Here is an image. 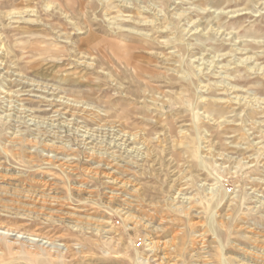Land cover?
I'll return each instance as SVG.
<instances>
[{
  "label": "rangeland",
  "instance_id": "obj_1",
  "mask_svg": "<svg viewBox=\"0 0 264 264\" xmlns=\"http://www.w3.org/2000/svg\"><path fill=\"white\" fill-rule=\"evenodd\" d=\"M261 1L0 0V264H264Z\"/></svg>",
  "mask_w": 264,
  "mask_h": 264
},
{
  "label": "bare ground",
  "instance_id": "obj_2",
  "mask_svg": "<svg viewBox=\"0 0 264 264\" xmlns=\"http://www.w3.org/2000/svg\"><path fill=\"white\" fill-rule=\"evenodd\" d=\"M122 1H124V0H122ZM125 1H127V0H125ZM177 1V0H176ZM125 3V2H124ZM259 4H260V2H259ZM261 9L262 10H264V0L263 1H261ZM196 9V8H195ZM148 10V9H147ZM244 10H246L245 8H243V9H236V10H231V11H229V12H231V13H233V14H235V13H238V12H241L242 13V11H244ZM247 10H249V9H247ZM30 11V10H29ZM214 11H216L217 12V14L218 13H225L226 11H223V10H215L214 9ZM260 11V10H259ZM207 12V11H206ZM211 12H212V10H211ZM240 14V13H239ZM238 14V15H239ZM115 16V15H114ZM15 17V16H14ZM114 18V17H113ZM115 18H118L117 17V15L115 16ZM109 20V19H108ZM112 20V19H111ZM112 22V21H111ZM219 28V27H218ZM200 30V29H199ZM215 34L217 35V36H223V39H225V41H227L226 39H229V40H231V42H232V44H233V46H234V50L236 51V52H242L243 53V51H244V44H242L243 42L241 41V40H239V39H235V38H231V36H229V37H226L225 35H229V34H231V33H229V34H223L220 30H218V31H215ZM263 39V38H262ZM261 39V41H259V42H264V40H262ZM260 40V39H259ZM228 42V41H227ZM231 44V43H230ZM246 50V49H245ZM235 53V52H234ZM217 59H219L220 57H222V55H214L213 56V58H212V60L213 61H210V62H212L213 64H214V62H216V58ZM237 57V56H236ZM251 57V56H250ZM248 58L247 60L249 61L251 58ZM202 62L201 63H204V60H203V57L202 58H199ZM197 61V60H196ZM209 61V60H208ZM241 61V60H240ZM200 63V64H201ZM206 63V62H205ZM242 63V62H241ZM216 64V63H215ZM246 64V63H245ZM203 65V64H202ZM210 66V65H209ZM214 66H216V67H220V68H224L225 66H219L218 64L217 65H214ZM228 66V65H227ZM206 67V66H205ZM204 67V68H205ZM264 67V66H263ZM262 66L261 67H259V66H257V67H255V66H249V68H250V71H255V72H263L264 71V68H263ZM198 68V67H197ZM201 68V67H200ZM203 68V67H202ZM210 68H211V66H210ZM209 68V69H210ZM225 69V68H224ZM219 73H221V71H219ZM229 84V83H228ZM226 86V85H225ZM234 87V86H233ZM233 87H230V89L232 90V92L235 90V89H233ZM227 88H229L228 86H227ZM234 88H236V87H234ZM237 91V90H236ZM231 94V93H230ZM233 94V93H232ZM40 97H42V96H40ZM247 96H245V98H246ZM233 98H234V102H236V103H239V104H243L244 102H245V98L244 97H242V96H240V94L239 95H234L233 96ZM248 98V97H247ZM253 99V98H252ZM233 100V99H232ZM57 101H60L59 99L57 100ZM255 101H257L258 103H261L262 104V107H263V104H264V99H262V100H260V99H255ZM65 102V101H64ZM248 102H250V101H248ZM251 102H253L252 100H251ZM256 103V102H255ZM246 104V103H245ZM244 104V105H245ZM249 104V103H248ZM257 104V103H256ZM54 105V104H53ZM259 105V104H258ZM249 107V106H248ZM27 109V108H26ZM28 112H31V114H32V110L30 109V110H28ZM28 112H26V113H28ZM25 113V114H26ZM11 114V113H10ZM31 114H28V115H31ZM34 115V114H33ZM206 116V115H205ZM209 117V116H208ZM233 121V120H232ZM70 123V122H69ZM105 123V122H104ZM103 123V124H104ZM109 128L111 129V132H108L107 133V136L109 137V143H108V145H109V147H120V148H122V149H124L125 151H127V152H132V151H135V146L133 145L134 144V141H136V139H137V137H136V135H134V134H131V133H129V132H124V133H119V129H117V125H110L109 126ZM83 129V128H82ZM109 131V130H108ZM83 132H84V136L83 137H85L86 139L85 140H87L88 138H90L88 141H87V144H92L93 143V140H94V134H93V131H91V129L89 130V129H83ZM121 132V131H120ZM123 132V131H122ZM110 139H112V140H110ZM108 141V140H107ZM137 142V141H136ZM93 145V144H92ZM261 145V144H260ZM93 147H94V145H93ZM111 154L113 153V151L112 152H110ZM248 160V159H247ZM48 161V160H47ZM104 164H102V166L101 167H104L103 166ZM106 168H109V170H111V169H113V163H111V162H109V163H106ZM115 170H113V171H107V172H105V174H106V177L108 178V182H110V183H115L117 186H114L115 188H118V187H121V186H124L125 185V181L124 180H122V181H120V179H118V177L117 176H115ZM210 190H213L214 188H213V186H211L210 188H209ZM185 199H187V200H189V198L188 197H186ZM132 217V216H131ZM15 229H11V228H7V232H8V234H9V232H12V234L13 233H15V234H19L18 236H24L25 235V232H21V231H17V232H13ZM36 234V236H39V237H41L42 238V233L40 234L39 232V234L37 233V232H35ZM31 235H33V234H31ZM19 238V237H18ZM17 238V239H18ZM43 238L44 239H48V240H46L44 243H48L49 241H50V243L48 244V246H45V245H43L44 247V249H47V257L49 256L48 254H50V256H51V258H52V260L53 261H50V263H56V262H58L59 261V259H60V257H61V246H59V245H57V244H54L53 242H51V240H49V238H47V237H44L43 236ZM42 238V239H43ZM41 239V240H42ZM219 241V240H218ZM29 242V241H28ZM109 242H111V241H109ZM155 242V241H154ZM154 242H152L151 244H150V250H152V251H154V250H156V249H158L159 248V246L157 245H153L154 244ZM15 245H17L18 243H14ZM54 244V245H53ZM52 245V246H51ZM168 243L167 242H164V248H167L168 247ZM49 246H51V247H49ZM156 248H155V247ZM15 248V247H14ZM42 248V247H41ZM67 249H68V247H67ZM62 251H63V249H62ZM149 256V255H148ZM46 258V257H45ZM147 259H149L148 257H147ZM37 260V259H36ZM61 261V260H60ZM223 261L225 262L224 264H230V261H229V258L228 257H223ZM48 263V262H47Z\"/></svg>",
  "mask_w": 264,
  "mask_h": 264
}]
</instances>
